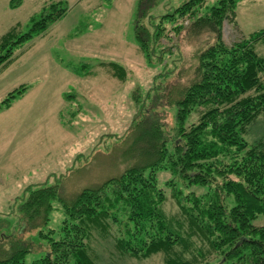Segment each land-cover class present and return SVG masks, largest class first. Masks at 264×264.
<instances>
[{"label":"trees","instance_id":"obj_1","mask_svg":"<svg viewBox=\"0 0 264 264\" xmlns=\"http://www.w3.org/2000/svg\"><path fill=\"white\" fill-rule=\"evenodd\" d=\"M239 1L216 0L209 7L207 0H186L164 6L165 12L155 16L160 0L137 1L136 53L150 69L164 64L160 79L171 77L176 84L153 90L149 108L147 93L134 100L121 142L132 134L135 162L119 176L68 201L57 184L43 183L6 202L0 214V264H97L92 241L110 237L113 226V249L133 259L161 254L163 264H264V226L251 223L264 215V147L244 139L264 114V59L254 49L264 41V31L225 45L223 22L233 19ZM66 12V2H50L29 19L24 33L17 32L18 25L6 32L0 38V62ZM185 21H190L186 38H205L192 62L178 41L161 44L173 41L171 33L179 36ZM98 67L125 78L115 62ZM94 68L82 63L71 69L86 79L95 76ZM184 75H190L186 82ZM166 190L174 210H166ZM58 209L62 218L55 227L52 214Z\"/></svg>","mask_w":264,"mask_h":264},{"label":"rangeland","instance_id":"obj_2","mask_svg":"<svg viewBox=\"0 0 264 264\" xmlns=\"http://www.w3.org/2000/svg\"><path fill=\"white\" fill-rule=\"evenodd\" d=\"M57 1L66 2L63 18L16 47L9 62H0V214L6 211L7 201L14 202L32 184H57L63 200L68 201L85 188L119 176L135 162L130 159L132 134L121 142L135 101L148 94L149 108L153 90L176 84L171 77L160 79L158 72L164 64L150 69L136 53L133 22L138 0H0V38L17 25V32L24 33L32 16ZM184 1L160 0L154 16L165 12L164 6L177 7ZM215 2L207 0V6ZM189 24L185 21L179 36L171 33L173 41L164 39L161 44L178 41L185 59L192 62L205 38H186ZM261 31L264 0H240L233 19L223 22L222 40L230 46ZM255 50L264 59V41ZM101 62L121 65L124 80L98 67ZM82 63L95 67L94 77L75 76L71 68ZM189 77L184 75L181 81ZM14 91L21 94L9 98ZM7 98L12 100L9 108L3 106ZM167 117L165 122L171 124ZM197 120L194 115L192 121ZM244 139L249 145L261 143L264 147V114L247 129ZM166 194V210H174L170 192L166 190ZM52 217L56 227L61 211ZM251 223L264 226V215ZM115 228L107 239L92 241L97 264H163L161 254L141 260L118 254L112 246ZM20 238L30 239L29 235ZM33 251L38 252L36 246ZM30 261L28 256L26 262Z\"/></svg>","mask_w":264,"mask_h":264},{"label":"water","instance_id":"obj_3","mask_svg":"<svg viewBox=\"0 0 264 264\" xmlns=\"http://www.w3.org/2000/svg\"><path fill=\"white\" fill-rule=\"evenodd\" d=\"M243 241V238L239 241V243H241Z\"/></svg>","mask_w":264,"mask_h":264},{"label":"crops","instance_id":"obj_4","mask_svg":"<svg viewBox=\"0 0 264 264\" xmlns=\"http://www.w3.org/2000/svg\"><path fill=\"white\" fill-rule=\"evenodd\" d=\"M258 43L255 44V46L257 45ZM255 46H254V49H255ZM256 51V50H255Z\"/></svg>","mask_w":264,"mask_h":264}]
</instances>
